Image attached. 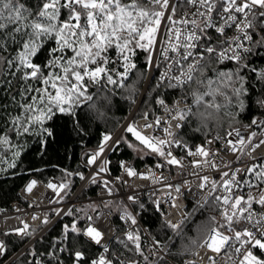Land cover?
Here are the masks:
<instances>
[{
    "label": "snow or ice",
    "instance_id": "6c2138e0",
    "mask_svg": "<svg viewBox=\"0 0 264 264\" xmlns=\"http://www.w3.org/2000/svg\"><path fill=\"white\" fill-rule=\"evenodd\" d=\"M112 50L115 59L109 56ZM261 51L264 0H0V99H7L0 103V164L5 170L16 168L27 137H39L43 150L53 137L48 124L58 116L72 117L78 123V110L87 108L103 119L102 109L112 105L115 89L126 90L124 99L134 102L137 90L125 82L136 68L134 58L142 52L149 68L162 69L150 87L179 89L183 95L172 108L158 99L167 119L156 117L144 125L155 129L163 123V136L143 134L130 123L125 131L138 144L128 146L160 158L157 169L174 166L182 170L189 167L185 158L194 157L190 174L199 180L202 193L197 207L212 213L195 225V236L184 230L191 213L177 223L166 221L167 228L186 241L179 254L195 255L201 264H264V256L256 254L257 250L264 254V119L253 118L243 131L236 127L251 86L244 73L250 71L264 85V69L252 67L249 60ZM256 103L264 109V91ZM143 118L147 121V113ZM226 120L228 127L224 128ZM192 121L197 131H208L210 126L216 129L211 139L194 150L172 130V122L182 129ZM122 139L104 133L97 149L85 153V167L96 168L91 183L101 184L109 196L116 190L114 181L106 178L110 161L101 157L115 151ZM174 149H182L185 157L178 158ZM258 149L262 151L254 155ZM221 152L235 159L218 161ZM120 166L129 177L155 176L154 172L137 173L123 161ZM206 170L218 173L219 178L202 174ZM61 171V179L47 182L54 194L50 204L64 203L74 176L86 179L80 171ZM115 179L123 181V177ZM165 179L161 174L155 182ZM37 183L31 180L26 192L31 193ZM165 187L181 193L180 185ZM127 200L144 207L135 195ZM154 204L159 210V200ZM111 206L112 201L102 199L100 204L81 208H53L54 216L71 221L62 224L59 235L33 264H171L176 259L171 238L169 243L153 238L145 247L137 214L127 206L120 216L127 225L124 235L114 238L121 250L114 251L96 223L104 215L101 207ZM32 219L45 226L51 223L47 215ZM35 233V228L21 220L20 226L3 235L32 238ZM90 248L100 249L95 258L89 255ZM7 250L6 242L0 240V255ZM29 255L37 257L34 248ZM197 260L182 264H197Z\"/></svg>",
    "mask_w": 264,
    "mask_h": 264
},
{
    "label": "trees",
    "instance_id": "16d2710c",
    "mask_svg": "<svg viewBox=\"0 0 264 264\" xmlns=\"http://www.w3.org/2000/svg\"><path fill=\"white\" fill-rule=\"evenodd\" d=\"M109 56L115 59V50H112ZM43 59L44 56H41L40 60L42 61ZM249 60L251 61L252 67L264 69V51H261L258 55L250 56ZM134 63L136 64V68L130 70L129 79L125 82L128 85L134 86L137 90L134 96V102L124 99L128 94L126 90L115 89L112 105L110 107L105 106L102 109L105 112L103 119H98L95 113L89 112L87 108H84L82 111L78 110V116L75 118L78 123L74 122V118L72 117L58 116L54 118V120L50 121L48 124L53 131V137L48 139L47 146L43 150H41L40 144L37 143L38 137L25 138L27 149L18 160L17 167L9 168L6 172H0V206L8 207L13 201L18 199V192L30 175H35L42 179L51 177L61 179V170L63 169H67L74 173L77 171L85 172L84 168L79 163L80 152L86 147L98 146L104 133L114 134L129 116L142 90L147 85L150 68L146 64L145 54L138 52L137 56L134 58ZM109 67H114V65L110 64ZM227 67L231 68L234 67V65L228 64ZM244 74L251 86L249 88V95L245 98L246 109L237 118L236 127L250 122L255 115L263 113V110L256 101L261 98L264 85L257 82L254 78V74L250 71H246ZM156 77H158L157 71L153 73L149 81L145 97L140 106V113H147L149 117H154L159 111L161 105L156 102L158 99L163 98L165 101L171 102L181 98L183 95V92L179 89L173 90L155 86L150 87V85H154V78ZM91 91L95 92L96 88H91ZM0 103H7V99H0ZM139 116L140 114L135 117V120H137ZM197 127L198 125L196 122L192 121L191 123H186L180 130L179 137L189 146L204 142L206 137L213 130H216L210 126V130L208 131L204 129L197 131ZM223 127H228L227 120L224 122ZM129 137L128 135V138ZM127 140H129V142L122 139L118 148L113 151L109 157L110 163L108 167L112 176H117L119 174L121 168L120 164L123 160H129L133 166L139 167L144 164L154 163L160 159L155 155H148L145 152H143L142 155L138 154L135 148H130L128 146V143L136 145V142H133L131 138ZM80 181L79 177L74 176L72 178L71 193L75 190ZM94 191L95 189L90 187L86 190L84 196L90 197L94 195ZM140 203L144 205L143 208H140L139 204H135L134 207L139 212V218L151 239L155 238L163 243H169V239L171 238L172 243L170 247L172 253L176 256V259H174L176 262L182 263L183 260H186L192 255L179 254L182 244L186 241L182 242L169 228H167L163 220L164 211L161 208L157 210L154 202L149 199L141 201ZM86 205L88 204H79L75 207L81 208ZM111 209L113 211V220L116 221L118 219L119 210L116 209L115 206L113 207V205ZM188 212L192 214V217L186 223L184 230L188 236H195V225L205 221L212 213L209 209H200L191 202H189L188 205ZM70 221V217L62 218L43 236L42 240H39L40 242L35 243L32 248L35 249L37 256L45 252L51 240L59 235L62 224L70 223ZM141 236L145 247L151 245L142 231ZM119 237H123V235H119ZM27 241V238L23 240L11 238L5 260L15 255ZM111 248L117 252L121 250V247L116 241L112 243ZM29 251L25 252L12 264H33L35 257L30 256ZM97 252L96 248L89 249V255L92 258H94ZM66 263L69 262L66 261Z\"/></svg>",
    "mask_w": 264,
    "mask_h": 264
},
{
    "label": "built area",
    "instance_id": "2783aa9c",
    "mask_svg": "<svg viewBox=\"0 0 264 264\" xmlns=\"http://www.w3.org/2000/svg\"><path fill=\"white\" fill-rule=\"evenodd\" d=\"M232 32H229L228 35H232ZM155 60V58H154ZM162 69H156V68H150L149 77L152 78L153 73L157 71L159 75V71ZM142 94L139 96L135 106L131 110L129 116L126 118V120L122 123V125L118 128V130L112 134L113 139H120L123 137L127 132L125 131V127L130 123H135L138 126V130H140L143 134H154L157 136H163L164 133L162 132V128L165 126L163 123L160 125V127L152 129H145L144 125L147 122H152L156 119V117H160L162 121L167 119V113L165 109L160 106L159 111L154 117H149L147 114V121L143 118L145 113H140V106L143 102ZM180 100L176 99L174 101H165L166 105L169 108H172L176 105V102ZM181 107H183V104H181ZM262 109V108H261ZM262 114L255 115L253 118L258 119H264V109ZM140 114L139 118L135 120V117H137ZM252 118V119H253ZM251 119V120H252ZM251 122V121H250ZM250 122L237 126L241 128V130H244V126L250 124ZM172 130L177 132L178 136L181 129L175 128V122H172ZM216 130H213L206 139H211L212 135H214ZM223 135V133H220ZM180 138V137H179ZM205 142V141H204ZM204 142H199L194 146H190L193 150L196 146L203 144ZM37 143H39V140H37ZM214 147L219 148L220 144L214 145ZM97 149V146H91L84 148L79 155V163L84 168L85 172L83 173L86 177L85 180H81L78 186L75 188V190L70 194L68 198L65 199L64 203L61 205H55L50 204L49 199L53 197V193L50 189L46 187L47 182L49 180H59L54 177L48 178V179H42L38 178L35 175H30L25 184L20 188L18 192V199L13 201L8 207H2L0 206V240H4L7 245V249L10 245V239L16 238V239H26L23 237H19L16 235H9L5 236L3 235L4 232L20 226L21 220L27 221L33 228L36 229V233L34 237L27 238L28 241L25 243V245L10 259L5 260V254L0 255V264H12L15 262L20 256H22L25 252L32 249V247L35 245L37 241L41 239L50 229H52L60 220V217H56L52 214L51 210L55 207H64L67 208L71 205H79V204H89L92 202H95L97 204H100L101 200H110L112 201L113 207L115 206L116 209L119 210L118 212V219L116 221L113 220V211L111 208H103L101 207L100 211L104 213L103 216H101L97 220V226L101 228L105 232V239L110 242V247L112 243L115 241V237H119V235H124V229L127 227L121 219L120 216L122 215V209L124 206H127V208L130 211H133L137 214L138 218V225L140 227V230L145 234V236L148 238L150 243H152L151 237L148 235L145 227L143 226L140 218H139V212L135 209L134 204L132 202L127 200V197L129 195H135L138 197L139 202L144 201L146 199L151 200L152 202L159 200V208H161L164 211L163 220L166 223V221H172L173 223L180 222L187 214L188 212V205L189 202L197 205V202L200 200L202 193H200L197 185L199 184V180L192 176L190 173L193 171V169L190 167V162L192 159H195L194 157H186L185 162L186 164H189V167H186L184 169H178L174 166H169L164 169H157L156 165L160 162V159L155 161L154 163H148L141 165L139 167L133 166L132 163L129 160H123L128 166H131L133 169L137 171V173H143V174H150L155 173V176H153L151 179H143L139 176L137 177H129L124 173L123 168H120L119 174L117 176H112L110 171L109 175L106 176L107 179L113 180L114 184L113 187L116 191L113 192L111 196L107 194V192L102 188V185L97 183L93 184L91 183V176L96 171L95 166H89L85 167L87 156L85 153H91ZM174 155H176L178 158L185 157V152L182 149H174ZM262 150H257V153H254V155H258L259 152ZM113 151H106L104 153V156L101 157L107 158L109 160V157ZM235 158L233 155L229 152H221L220 156L217 157V160H234ZM99 163V161H98ZM121 167V166H120ZM109 168V167H108ZM163 175L166 179L162 183H156L155 180L157 177ZM202 174L210 175L214 178H219V174L216 172L211 171H205ZM116 177H123V181H126L127 183H124L123 181L116 180ZM31 180H36L38 183L33 188V191L31 193L26 192V186ZM185 181L188 183L185 184ZM171 183L173 185H180L181 186V193L178 195L174 189H168L165 187V184ZM90 187H93L95 189L94 195L90 197H85L86 190ZM169 192L171 193V199H169ZM173 204L175 206H173ZM38 215L41 217V219L44 218L45 215L49 216L51 223L47 226L42 225L40 220L33 221L32 216ZM64 218V217H63ZM97 249V254L99 253L100 249ZM96 254V255H97ZM257 255H262L258 250L256 252ZM95 255V256H96ZM200 255H203V251H200ZM94 256V258H95ZM39 256L35 257L38 258ZM186 260H197V257L195 255H190ZM69 264V263H66ZM171 264H182L179 262H176L175 260L171 261ZM197 264H201L200 261L197 260Z\"/></svg>",
    "mask_w": 264,
    "mask_h": 264
},
{
    "label": "rangeland",
    "instance_id": "374dc122",
    "mask_svg": "<svg viewBox=\"0 0 264 264\" xmlns=\"http://www.w3.org/2000/svg\"><path fill=\"white\" fill-rule=\"evenodd\" d=\"M149 79H150V77L148 76V82H149ZM148 82H147V84H148ZM147 86V85H146ZM147 88L148 87H145L143 90H142V97L144 98L145 97V93H146V90H147ZM137 102V101H136ZM136 104V103H135ZM135 106V105H134ZM128 135L130 136L129 138H128ZM132 139V141L133 142H136V144H138V142L137 141H134L135 140V138H134V136L131 134V133H126L124 136H123V140L124 141H128L129 142V140H127V139ZM40 138L38 137V140H39ZM26 149H27V145H26ZM136 150V149H135ZM26 151V150H25ZM24 151V152H25ZM23 152V153H24ZM136 152L138 153V154H143V152H141V151H138V150H136ZM20 159V158H19ZM9 169V168H8ZM8 169H4V166L2 165V164H0V172H6Z\"/></svg>",
    "mask_w": 264,
    "mask_h": 264
},
{
    "label": "water",
    "instance_id": "95a60500",
    "mask_svg": "<svg viewBox=\"0 0 264 264\" xmlns=\"http://www.w3.org/2000/svg\"><path fill=\"white\" fill-rule=\"evenodd\" d=\"M151 79V78H150ZM150 79H149V81H150ZM148 84H149V82H148ZM148 84H147V86L146 87H148Z\"/></svg>",
    "mask_w": 264,
    "mask_h": 264
}]
</instances>
